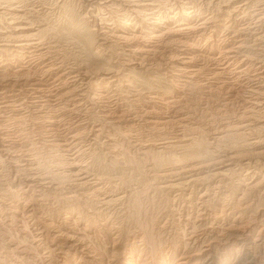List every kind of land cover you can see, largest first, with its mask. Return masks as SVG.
Listing matches in <instances>:
<instances>
[{
	"label": "rangeland",
	"instance_id": "obj_1",
	"mask_svg": "<svg viewBox=\"0 0 264 264\" xmlns=\"http://www.w3.org/2000/svg\"><path fill=\"white\" fill-rule=\"evenodd\" d=\"M100 1L16 5L46 36L36 50L0 48V102L14 101L0 110V264H264V83L253 78L264 73V0H190L189 20L175 18L188 0H142L156 9L145 23L127 13L134 0ZM112 16L140 24L112 28ZM182 24L200 27L175 35Z\"/></svg>",
	"mask_w": 264,
	"mask_h": 264
},
{
	"label": "bare ground",
	"instance_id": "obj_2",
	"mask_svg": "<svg viewBox=\"0 0 264 264\" xmlns=\"http://www.w3.org/2000/svg\"><path fill=\"white\" fill-rule=\"evenodd\" d=\"M102 1V0H101ZM101 1H100V4H101ZM121 1V0H120ZM119 1V2H120ZM146 1H150V2H153V1H151V0H146ZM145 1V2H146ZM176 1V0H175ZM184 1V0H183ZM194 1V0H193ZM24 2H28V0H0V48H1V50L3 49V51H4V49H6L7 47L9 48V47H14V48H28L27 50H29V48H31V47H36L37 45H40V41L42 40H40V37L41 38H43L44 39V36H46L45 35V33L44 32H42V35H41V33L37 30V32H33L32 31V29H34V27H33V24L29 21V19L26 17V15L25 14H23L22 13V11H20V9H19V7H17L18 5L17 4H23ZM91 2H93V1H91ZM98 2V1H97ZM118 2V1H117ZM127 3L128 1H124V3ZM143 3V1L141 0H137V1H135L134 0V2H131V1H129L128 3L129 4H131V5H129V6H127V13L128 14H132L133 16H135V19H137V20H140V21H142V22H144V21H149V20H153V19H155V7H154V5L153 4H151V3ZM188 3L187 4H184V2H183V5H182V10L178 13L177 12V14L175 15V18L177 19H179L180 17H182V18H187L186 20H189V19H192V18H195L196 16H198V11H191V10H193V9H196L195 7H196V5H195V3L193 4L192 2H190V0H188L187 1ZM29 3V2H28ZM115 3V2H114ZM171 3V2H170ZM176 3V2H175ZM186 3V2H185ZM95 4V3H94ZM109 3H108V1H107V4L105 5V7H106V9H115L112 5H108ZM155 4V3H154ZM158 4H160V3H158ZM157 4V5H158ZM168 4V3H167ZM177 4V3H176ZM175 4V5H176ZM192 4V7H189V5H191ZM17 5V6H16ZM91 5V4H90ZM128 5V4H127ZM156 5V4H155ZM178 5V4H177ZM22 6V5H21ZM25 6H27V5H25ZM97 6V5H96ZM103 6H104V4H103ZM117 6V5H116ZM119 6V5H118ZM123 6V5H122ZM159 6V5H158ZM167 6V5H166ZM180 6V5H179ZM198 6V5H197ZM121 8V7H120ZM160 8V7H159ZM264 8V7H263ZM22 9H23V7H22ZM24 9H26V8H24ZM34 9V8H33ZM119 9V8H118ZM167 9V8H166ZM98 10V9H97ZM122 10V9H121ZM159 10V9H158ZM162 10H163V8H162ZM170 10V9H169ZM168 9H167V12H165V10H164V12H162L161 10L159 11V18H160V20L159 21H163L164 20V16H163V14L162 13H164V14H166V15H168V12H170ZM238 10V9H237ZM260 10V9H259ZM103 11V10H102ZM123 11V10H122ZM189 11H191V12H189ZM26 12V11H25ZM24 12V13H25ZM110 13H111V11H109ZM175 12H176V10H175ZM260 12V11H259ZM22 13V14H21ZM106 14H107V12H105ZM104 13V14H105ZM114 13V12H113ZM121 13V12H120ZM127 13H125V14H127ZM173 13H174V11H173ZM245 13V12H244ZM256 13H258V12H256ZM101 14H102V12H101ZM124 14V13H123ZM170 14V13H169ZM260 14V13H259ZM108 15V14H107ZM106 15V16H107ZM110 15H112V14H110ZM120 15V14H119ZM261 15H262V13H261ZM109 16V15H108ZM107 16V17H108ZM171 16H173V15H171ZM251 16V15H250ZM169 17V16H168ZM256 17H258V16H256ZM103 18V17H102ZM101 18V19H102ZM112 19L113 18H115L117 21H113V20H105V21H107V22H109V21H113V24H111L112 26V28L114 27V23H115V25H117V26H120V27H123V28H125V27H127V26H131V25H135V26H137L138 24H140L139 22H133V21H131V20H127V21H125L124 19H122V20H119L118 19V17L116 18V16H112L111 17ZM123 18V17H122ZM197 18V17H196ZM195 18V19H196ZM260 18V17H259ZM262 18H264V15H263V17ZM261 18V19H262ZM127 19V18H126ZM131 19V18H130ZM167 19V18H166ZM177 19V20H178ZM212 19V18H211ZM181 20V19H180ZM179 20V21H180ZM258 20V19H257ZM181 21H184V20H181ZM180 21V22H181ZM191 21V20H190ZM189 21V22H190ZM260 21V20H259ZM34 22V21H33ZM141 22V23H142ZM175 22V21H174ZM208 22H209V20H208ZM36 23V22H35ZM110 23V22H109ZM145 23V22H144ZM162 23V22H161ZM160 23V24H161ZM188 23V22H187ZM202 23V22H201ZM201 23H199V24H201ZM249 23V22H248ZM147 24V23H146ZM151 24V23H150ZM170 24V23H169ZM178 24V23H177ZM199 24H196L197 26H192V25H189V24H182V25H178L179 27L177 28V30L175 31L176 32V34L175 35H177V33H184L185 31H194V30H197V28H198V25ZM205 24V22H203V25ZM206 24H207V20H206ZM250 24V23H249ZM35 25V24H34ZM69 25H71V26H69V29H71L72 30V32L75 34V33H78L79 31L77 30L78 28H77V26H76V22L71 18L70 19V21H69ZM107 25V24H106ZM109 25V24H108ZM158 25V24H157ZM248 25V24H247ZM252 25H253V23H252ZM100 26V25H99ZM134 26V27H135ZM149 26V25H148ZM150 26H152V25H150ZM250 26V25H249ZM155 27V26H154ZM167 27V26H166ZM165 27V28H166ZM199 27H200V25H199ZM233 27V26H232ZM248 27V26H247ZM112 28H110V29H112ZM116 28V27H115ZM128 28V27H127ZM204 28V27H203ZM102 29V28H101ZM144 29V28H143ZM154 29V28H153ZM172 29H174V28H172ZM214 29V28H213ZM103 30V29H102ZM105 30V29H104ZM108 30V29H107ZM126 30V29H125ZM155 30V29H154ZM169 30V29H168ZM171 30V29H170ZM199 30V29H198ZM144 32L142 33V35H141V37H140V39L142 38V39H144V38H147V37H149L150 36V33L151 32H146L145 30H143ZM160 31V30H159ZM167 31V30H166ZM166 31H164V32H166ZM173 31V30H172ZM205 31V30H204ZM102 32V31H101ZM106 32V31H105ZM111 32V31H110ZM163 32V33H164ZM174 32V33H175ZM95 33V32H94ZM103 33V32H102ZM113 32H111V34H112ZM161 33V32H160ZM167 33H169V32H167ZM171 33V32H170ZM169 33V34H170ZM173 33V32H172ZM96 34V33H95ZM105 34V33H104ZM108 34H109V32H107V35L106 36H108ZM159 34V33H158ZM189 34V33H188ZM79 35H81V33L79 34ZM134 35V34H133ZM152 36L151 37H153V34H151ZM157 35V34H156ZM160 35V34H159ZM159 35H157L158 37H159ZM164 35V34H163ZM167 35V34H166ZM172 35V34H171ZM170 35V36H171ZM187 35V34H186ZM110 36H112V35H110ZM114 37H116L117 39H119L120 41H122V39L123 40H126V41H131V40H129V38L127 37V35L126 34H114L113 35ZM182 36H184V35H182ZM188 36V35H187ZM82 37H84V38H86V40H90L91 39V35H90V33H84V35H82ZM113 37V38H114ZM133 37V36H132ZM137 37V36H136ZM135 37V38H136ZM157 37V38H158ZM130 38H131V36H130ZM134 38V39H135ZM139 38V37H138ZM160 38V37H159ZM166 38V37H165ZM177 38H178V36H177ZM203 38V37H202ZM133 39V38H132ZM151 39V38H150ZM149 39V40H150ZM164 39V38H163ZM40 40V41H39ZM156 40V39H155ZM170 40V39H169ZM175 40V39H174ZM173 40V41H174ZM45 41V40H44ZM114 41V40H113ZM133 41V43L134 42H137V40H132ZM131 41V42H132ZM144 41V40H143ZM161 41V40H160ZM178 41V40H177ZM179 41H180V39H179ZM123 42V41H122ZM130 42V43H131ZM149 42V41H148ZM147 42V43H148ZM156 42V41H155ZM172 42V41H171ZM170 42V43H171ZM185 42V41H184ZM49 43V42H48ZM127 43V42H126ZM126 43H125V45H126ZM129 43V44H130ZM144 43V42H143ZM162 43V42H161ZM177 43V42H176ZM186 43V42H185ZM193 43V42H192ZM128 44V43H127ZM138 44V43H137ZM140 44V43H139ZM150 44V43H149ZM152 44V43H151ZM154 44V43H153ZM165 44V43H164ZM178 44V43H177ZM187 44V43H186ZM189 44V43H188ZM195 44V43H194ZM194 44H193V46H194ZM122 45V44H121ZM143 45V44H142ZM141 45V46H142ZM146 45H148V44H146ZM155 45H157V44H155ZM154 45V46H155ZM161 45V44H160ZM163 45V44H162ZM166 45V44H165ZM168 45H170V44H168ZM173 45H175V44H173ZM180 45H182V44H180ZM179 45V46H180ZM149 46V45H148ZM147 46V47H148ZM177 46V45H176ZM184 46V45H183ZM189 46V45H188ZM192 46V45H191ZM198 46V45H197ZM40 47H42V46H39V48ZM138 47H140V45L138 46ZM156 47V46H155ZM190 47V46H189ZM196 47V46H195ZM38 48V49H39ZM129 48V47H128ZM150 48V47H149ZM173 48V47H172ZM177 48H178V46H177ZM185 48V47H184ZM183 48V50H185ZM48 49V48H47ZM46 49V50H47ZM139 49V48H138ZM137 49V50H138ZM144 49V48H143ZM142 49V47H141V49H140V52L139 53H142V54H145V52H147V51H144ZM181 49V48H180ZM194 49V48H193ZM233 49V48H232ZM232 49H229V51H231ZM237 49H240V47H238V48H234V50H232V54H235V53H237L236 51H237ZM0 50V51H1ZM10 50V49H9ZM9 50H7V51H9ZM13 50V49H12ZM35 50H36V48H35ZM50 50V49H49ZM135 50H136V48H135ZM134 50V51H135ZM147 50H148V48H147ZM152 50H154V49H152ZM225 50V49H224ZM6 51V50H5ZM14 51V50H13ZM19 51V50H18ZM21 51V50H20ZM31 51H33V50H31ZM30 51V52H31ZM40 51V50H39ZM131 51H133V50H131ZM133 51V52H134ZM157 51V50H156ZM181 51V50H180ZM228 50H226V52H227ZM34 52V51H33ZM136 52V51H135ZM160 52V51H159ZM223 52H225V51H223ZM8 53V52H7ZM16 53V52H15ZM20 53V52H19ZM32 53V52H31ZM43 53V52H42ZM47 53V52H46ZM128 53V52H127ZM138 53V52H137ZM180 53H182V52H180ZM191 53V52H190ZM35 54H36V52H35ZM34 54V55H35ZM38 54H39V52H38ZM48 54V53H47ZM183 54V53H182ZM231 53H225V58L226 59H234V57H232L231 55H230ZM26 55V54H25ZM42 55V54H41ZM44 55V54H43ZM46 55V54H45ZM97 55H98V53H97ZM192 55V54H191ZM154 56V55H153ZM183 56V55H182ZM21 57V56H20ZM31 57V56H30ZM38 57V56H37ZM44 57V56H43ZM146 57V56H145ZM191 57H195V56H191ZM190 57V58H191ZM218 57V56H217ZM179 58H180V56H179ZM197 58H198V56H197ZM211 58V57H210ZM221 58V57H220ZM31 59V58H30ZM40 59V58H39ZM182 59V58H181ZM17 60V59H16ZM34 60V59H33ZM169 60V59H168ZM187 60V59H186ZM185 60V61H186ZM198 60V59H197ZM196 60V61H197ZM214 60V59H213ZM217 59H215L214 61H216ZM222 60V59H221ZM220 60V61H221ZM231 60V61H232ZM1 61V60H0ZM131 61V60H130ZM130 61H128V62H130ZM177 61V60H176ZM188 61V60H187ZM186 61V62H187ZM213 61V62H214ZM219 61V62H220ZM32 62V61H31ZM217 62H218V60H217ZM233 62V61H232ZM13 63V62H12ZM185 63V62H184ZM189 63V62H188ZM222 63V62H221ZM227 64V63H226ZM229 64H230V62H229ZM146 65V64H145ZM182 65H184V64H182ZM187 66H188V64H186ZM192 65V64H191ZM221 65V64H220ZM223 65V64H222ZM228 65V64H227ZM241 65H242V63H241ZM3 66V65H2ZM9 66V65H8ZM47 66H48V64H47ZM52 66V65H51ZM178 66V65H177ZM187 66H186V68H187ZM218 66V65H217ZM231 66H232V64H231ZM240 66V65H239ZM49 67V66H48ZM54 67V66H53ZM193 67V66H192ZM234 67V66H233ZM232 67V68H233ZM256 67V66H255ZM261 67V66H260ZM264 67V66H263ZM45 68V67H44ZM186 68H185V70L184 71H186ZM197 68V67H196ZM222 68V67H221ZM228 68H229V66H228ZM228 68H227V70H228ZM242 68V67H241ZM259 68V67H258ZM47 69H49V68H47ZM189 69V68H188ZM235 69H237L236 67H235ZM255 69V68H254ZM260 69H262V68H260ZM52 70V69H51ZM190 70V69H189ZM191 70H192V68H191ZM197 70V69H196ZM199 70V69H198ZM226 70V71H227ZM230 70H231V67H230ZM238 70V69H237ZM47 70H45V72H46ZM53 71V70H52ZM178 71V70H177ZM201 71V70H200ZM224 71V70H223ZM222 71V72H223ZM235 71V70H234ZM247 71H249L248 69H247ZM179 72V71H178ZM183 72V71H182ZM193 72V71H192ZM199 72V71H198ZM217 72V71H216ZM240 72V71H239ZM242 72V71H241ZM244 73H245V70L243 71ZM242 72V73H243ZM258 72V71H257ZM264 72V71H263ZM184 73V72H183ZM197 73V72H196ZM230 73V72H229ZM237 73H238V71H237ZM252 73V72H251ZM20 74V73H19ZM46 74V73H45ZM51 74V73H50ZM188 74V73H187ZM194 74L195 73H193V75L192 76H194ZM212 74V73H211ZM217 74V73H216ZM250 74V73H249ZM263 74L264 73H262V74H255L254 76H253V78L254 79H256V81L258 82V83H262V85H263V83H264V76H263ZM15 75V74H14ZM43 75V74H42ZM47 75V74H46ZM176 75V74H175ZM184 75V74H183ZM196 75H198V74H196ZM210 75V74H209ZM218 75H221V74H218ZM231 75V74H230ZM245 75H247V74H245ZM252 75H253V73H252ZM27 76H29V75H27ZM192 76H191V78H192ZM213 76V75H212ZM23 77V76H22ZM72 77V76H71ZM171 77V76H170ZM185 77V76H184ZM240 77V76H239ZM247 77H248V75H247ZM190 78V77H189ZM210 78H213V77H210ZM217 78V77H216ZM250 78V77H249ZM4 79H6V77L4 78ZM72 79H74V77L72 78ZM78 79V78H77ZM195 79V78H194ZM237 79H238V77H237ZM242 79V78H241ZM246 79V78H245ZM254 79L252 80L251 79V81H254ZM59 81H60V79H58ZM191 80V79H190ZM54 81H56V80H54ZM203 81V80H202ZM255 81V82H256ZM113 82H115V81H113ZM112 82V83H113ZM57 83V82H56ZM58 84V83H57ZM237 84V83H236ZM255 84V83H254ZM48 85V84H47ZM52 85V84H51ZM261 85V86H262ZM14 86V85H13ZM56 86V85H55ZM65 86V85H64ZM242 86V85H241ZM246 86V85H245ZM264 86V85H263ZM38 87V86H37ZM59 87V86H58ZM110 87V86H109ZM41 88H43V87H41ZM40 88V89H41ZM51 88H52V86H51ZM65 88V87H64ZM216 88V87H215ZM253 88V87H252ZM262 88V87H261ZM47 89V88H46ZM45 89V90H46ZM53 89H56L55 87L53 88ZM52 89V90H53ZM213 89V88H212ZM263 89V88H262ZM34 90H37L36 88L34 89ZM51 90V89H50ZM58 90V89H57ZM20 91V90H19ZM49 91V90H48ZM55 91V90H54ZM4 92V91H3ZM14 92V91H13ZM12 92V93H13ZM21 92H23V91H21ZM228 92V91H227ZM250 92H251V89H250ZM256 92V91H255ZM260 92V91H259ZM258 92V93H259ZM264 92V91H263ZM26 93V92H25ZM46 92H41L40 90H38L37 92H34V94H33V96L34 97H36V98H40V96H42L43 97V95L42 94H45ZM3 94H5V93H3ZM8 94H10V92H8ZM14 94V93H13ZM19 94V93H18ZM77 94V93H76ZM80 94V93H79ZM250 94V93H249ZM257 94V93H256ZM262 94H264V93H262ZM1 95V94H0ZM25 95V94H24ZM48 95V94H47ZM46 95V96H47ZM55 95V94H54ZM58 95V94H57ZM61 95V94H60ZM59 95V96H60ZM253 95V94H252ZM7 96V95H6ZM26 96V95H25ZM45 96V97H46ZM49 96V95H48ZM10 97V96H9ZM11 97H13V96H11ZM14 97H15V94H14ZM23 96L21 95V97L20 98H22ZM32 97V96H31ZM56 97V96H55ZM58 97V96H57ZM57 97H56V99H57ZM64 97V96H63ZM74 97V96H73ZM77 97H78V95H77ZM76 97V98H77ZM252 97V96H251ZM257 97V96H256ZM3 98V97H2ZM5 98H8V97H5ZM18 98V97H17ZM59 98H61V97H59ZM4 99V98H3ZM46 99V98H45ZM62 99V98H61ZM71 99H73V98H71ZM11 100H12V98H11ZM18 100H19V98H18ZM36 100V99H35ZM43 100V99H42ZM69 100V99H68ZM253 100V99H252ZM251 100V101H252ZM9 101V100H8ZM4 101V100H1V102H0V110H5V109H7V108H14V101L12 102V101ZM16 101V100H15ZM23 101V100H22ZM40 101V100H39ZM38 101V102H39ZM72 101V100H71ZM71 101H68L67 103H64L65 105H64V107H71V106H75V103H74V101L73 102H71ZM78 101V100H77ZM181 101V100H180ZM255 101V100H254ZM262 101V100H261ZM25 102V101H24ZM32 102V101H31ZM33 103H34V101H33ZM36 103V102H35ZM45 103V102H44ZM251 103V102H250ZM253 103V102H252ZM260 103H262V102H260ZM259 103V104H260ZM16 104H18V103H16ZM20 104V103H19ZM26 104V103H25ZM257 104H258V102H257ZM35 105V104H34ZM77 105V104H76ZM251 105V104H250ZM261 105V104H260ZM263 105V104H262ZM20 106V105H19ZM22 106V105H21ZM20 106V107H21ZM27 106H29V105H27ZM38 106V105H37ZM41 106V105H40ZM62 106V105H61ZM78 106H79V104H78ZM249 106V105H248ZM254 106V105H253ZM256 106V105H255ZM19 107V108H20ZM41 107H43V105L41 106ZM40 107V108H41ZM53 107V106H52ZM57 107V106H56ZM59 107V106H58ZM57 107V108H58ZM63 107V108H64ZM251 107V106H250ZM260 107H262V106H260ZM37 108V107H36ZM44 108V107H43ZM42 108V109H43ZM54 108V107H53ZM57 108H56V111H57ZM75 108H76V106H75ZM78 109L80 108V107H77ZM76 108V109H77ZM23 109V108H22ZM28 110H29V108H27ZM66 109V108H65ZM64 109V110H65ZM68 109V108H67ZM71 109H73L72 107H71ZM71 109H69V110H71ZM249 109V108H248ZM9 110H11V109H9ZM51 110V109H50ZM74 110V109H73ZM252 110V109H251ZM258 110V109H257ZM19 111H21V110H19ZM39 111V110H38ZM62 111V110H61ZM60 111V112H61ZM80 111V110H79ZM249 111H250V109H249ZM260 111V110H259ZM40 112V111H39ZM45 112V111H44ZM59 112V111H58ZM65 112H67L66 110H65ZM75 112H77V111H75ZM252 113H253V111H251ZM262 112V111H261ZM263 112H264V110H263ZM1 113V112H0ZM51 113H53L52 111H51ZM50 113V114H51ZM68 113V112H67ZM72 113V112H71ZM256 113H258V112H256ZM57 114V113H56ZM246 114V113H245ZM262 114V113H261ZM2 115V114H1ZM19 115H21V114H19ZM45 115V114H44ZM58 115V114H57ZM61 115V114H60ZM60 115H58V116H60ZM77 115V114H76ZM253 115V114H252ZM39 116H41V115H39ZM66 116V115H65ZM20 117V116H19ZM51 117V116H50ZM243 117H245L244 115H243ZM249 117V116H248ZM17 118V117H16ZM43 118V117H42ZM54 118V117H53ZM176 118V117H175ZM241 118V117H240ZM48 119H49V117H48ZM55 119V118H54ZM60 119V118H59ZM62 119V118H61ZM186 119V118H185ZM243 119V118H242ZM245 119V118H244ZM243 119V120H244ZM258 119V118H257ZM161 120V119H160ZM21 121V120H20ZM53 121V120H52ZM61 121V120H60ZM62 121H64V120H62ZM242 121V120H241ZM1 122V121H0ZM4 122V121H3ZM155 122V121H154ZM164 122H165V120H164ZM166 122H167V120H166ZM165 122V123H166ZM169 122V121H168ZM185 122V121H184ZM184 122H182V123H184ZM56 123V122H55ZM156 123V122H155ZM159 123V122H158ZM244 123V122H243ZM242 123V124H243ZM51 124H53V123H51ZM65 124H66V122H65ZM241 124V123H240ZM54 125V124H53ZM161 125V124H160ZM164 125V124H163ZM166 125H168V124H166ZM180 125V124H179ZM185 125V124H184ZM244 125V124H243ZM246 125V124H245ZM249 125V124H248ZM251 125V124H250ZM186 126H187V124H186ZM185 126V127H186ZM236 126V125H235ZM238 126V125H237ZM50 127H51V125H50ZM173 127V126H172ZM234 127V126H233ZM233 127H231V128H233ZM239 127H242L241 125L239 126ZM155 128V127H154ZM166 128V127H165ZM184 128V127H183ZM1 129H3V128H1ZM51 129V128H50ZM54 129V128H53ZM52 129V130H53ZM63 129V128H62ZM69 129V128H68ZM153 129V128H152ZM156 129V128H155ZM230 129V128H229ZM234 129V128H233ZM245 129V128H244ZM7 130V129H6ZM241 130V129H240ZM243 130V129H242ZM2 131V130H1ZM47 131H49L48 129H47ZM195 131V130H194ZM222 131V130H221ZM220 131V132H221ZM225 131H227V130H225ZM2 132H4V131H2ZM241 132V131H240ZM59 133V132H58ZM64 133V132H63ZM67 133V132H66ZM183 133V132H182ZM184 133H185V131H184ZM224 133V132H223ZM239 133V132H238ZM244 133H246V132H244ZM212 134V133H211ZM237 133H235V135H236ZM243 133L241 132V134L240 135H242ZM4 135V134H3ZM10 135V134H9ZM46 135V134H45ZM183 135V134H182ZM239 135V136H240ZM189 136V135H188ZM187 136V137H188ZM234 136V135H233ZM1 137H2V135H1ZM13 137V136H12ZM164 137V136H163ZM182 137V139H183V137H184V135L183 136H181ZM5 138V137H4ZM10 138V137H9ZM18 138V137H17ZM177 138V137H176ZM191 138V137H190ZM6 139V138H5ZM185 139V138H184ZM252 139V138H251ZM72 143L73 144H71L72 145V148L73 147H77V146H80V143H78L77 141H76V139H75V137H72ZM174 140V139H173ZM179 140H180V138H179ZM197 139H189L188 141H178V142H176L175 144L173 143L172 145H176V144H178V145H181V147H187V146H189V147H192L193 149H198L199 147H201V145H200V142H198V141H196ZM11 141V140H10ZM80 142V141H79ZM161 142V141H160ZM192 142V143H191ZM253 142V141H252ZM188 143H191V145H188ZM4 144V143H3ZM6 144V143H5ZM13 145V144H12ZM169 145V144H168ZM69 146V145H68ZM163 146V145H162ZM11 147V146H10ZM71 147V146H70ZM165 147V146H164ZM163 147V148H164ZM12 148V147H11ZM16 148V147H15ZM18 149V148H17ZM16 149V150H17ZM1 150V149H0ZM4 150V149H3ZM6 150V149H5ZM7 150H10V149H7ZM12 150H14V149H12ZM11 150V151H12ZM10 151V152H11ZM18 151H20V150H18ZM192 151V150H191ZM196 151V150H195ZM7 152V151H6ZM14 152V151H13ZM20 153L21 154H23L21 151H20ZM24 153H26V152H24ZM201 153L202 152H197L196 154H198V155H201ZM6 154V153H5ZM8 154V153H7ZM18 154V153H17ZM29 154V153H28ZM27 155V154H26ZM20 156V155H19ZM19 156H18V158H19ZM22 156V155H21ZM24 156V155H23ZM221 156V155H220ZM32 157V156H31ZM26 158V157H25ZM200 158V157H199ZM198 158V159H199ZM32 159V158H31ZM12 160V159H11ZM10 160V161H11ZM25 160V159H24ZM23 160V161H24ZM26 160H28V159H26ZM18 161V160H17ZM220 161V160H219ZM16 162V161H15ZM28 162H30V163H32L31 161H28ZM215 162V161H214ZM223 162V161H222ZM12 163V162H11ZM14 163V162H13ZM73 164V163H72ZM71 164V165H72ZM212 164V163H211ZM28 165V164H27ZM36 165V164H35ZM75 165V164H74ZM18 166V165H17ZM29 166H30V169H31V167H32V165L31 164H29ZM34 166V165H33ZM76 166H77V164H76ZM212 166V165H211ZM21 167H23V166H21ZM16 168V167H15ZM29 168V167H28ZM20 169V168H19ZM37 169V168H36ZM25 170V169H24ZM32 170V169H31ZM33 171V170H32ZM36 171V170H35ZM35 171H33V172H35ZM79 172V171H78ZM81 172V171H80ZM79 172V173H80ZM17 173V172H16ZM41 173V172H40ZM31 175V174H30ZM36 175V174H35ZM34 175V177H36ZM39 175V174H38ZM37 175V176H38ZM32 176H33V174H32ZM40 177L42 176L41 174L39 175ZM28 177V176H27ZM31 177V176H30ZM34 177H32V179H34ZM39 177V178H40ZM72 177L75 179V181H78L77 183H78V185H80V186H84V185H86V184H88L89 183V180L86 178V177H84V176H82V175H80V174H77V172H76V174L74 173V174H72ZM38 178V177H37ZM43 178V177H42ZM38 180V179H37ZM43 180V179H42ZM191 180V179H190ZM196 180V179H195ZM42 182V181H41ZM48 182V181H47ZM193 182H194V180H193ZM192 182V183H193ZM196 182V181H195ZM49 183V182H48ZM38 184H39V182H38ZM187 184V183H186ZM35 185V184H34ZM43 185H44V183H43ZM32 186V185H31ZM36 187V186H35ZM46 187V186H45ZM4 200V199H3ZM207 214V213H206ZM206 216V215H205ZM207 217V216H206ZM209 217V216H208ZM205 218V217H204ZM210 218V217H209ZM206 219V218H205ZM204 220V219H203ZM206 220H208V218L206 219ZM209 246V245H208ZM208 250V249H207ZM76 254V253H75ZM80 256V255H79ZM80 258V257H79ZM203 258H204V255H203ZM206 258V257H205ZM213 258V257H212ZM210 259V258H209ZM226 259V258H225ZM201 260V259H200ZM215 261V260H214ZM201 263L202 264H210L211 263V261L209 262L208 261V263H207V261H205L204 259H203V261L201 260ZM212 264V263H211Z\"/></svg>",
	"mask_w": 264,
	"mask_h": 264
}]
</instances>
